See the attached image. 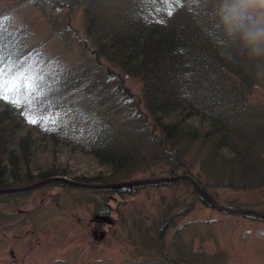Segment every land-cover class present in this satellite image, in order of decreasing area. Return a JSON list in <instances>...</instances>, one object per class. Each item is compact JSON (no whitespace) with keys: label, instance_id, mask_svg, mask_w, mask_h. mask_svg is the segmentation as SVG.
Instances as JSON below:
<instances>
[{"label":"trees","instance_id":"obj_1","mask_svg":"<svg viewBox=\"0 0 264 264\" xmlns=\"http://www.w3.org/2000/svg\"><path fill=\"white\" fill-rule=\"evenodd\" d=\"M31 3L58 40H80L83 58L67 70L41 68L32 80L28 59L36 46L23 25L11 24L9 5L0 8V85L7 95L0 97V188L52 176L121 182L117 177L135 163L146 171L162 163L169 175H193L205 189L226 179L234 188L264 183V102H255V93L264 94V69L224 39L205 0ZM80 9L83 36L72 23ZM121 73L139 80L140 94ZM90 80L91 86L79 85ZM69 154L89 159L97 171H69L59 163ZM51 184L80 187L45 185ZM135 187L84 188L121 193ZM191 194L209 206L194 187ZM173 205L161 212L163 226L172 223L167 213ZM142 236L151 247L145 230ZM155 254L140 264H180L163 247Z\"/></svg>","mask_w":264,"mask_h":264},{"label":"rangeland","instance_id":"obj_2","mask_svg":"<svg viewBox=\"0 0 264 264\" xmlns=\"http://www.w3.org/2000/svg\"><path fill=\"white\" fill-rule=\"evenodd\" d=\"M6 4L11 24L23 25L30 33V43L36 46L28 59L27 76L32 80L41 68L47 71L58 65L67 70L82 60L80 40L63 43L49 33L43 12L31 0H0V8ZM72 23L83 36L81 9L73 14ZM122 75L129 90L140 94L139 80ZM82 84L91 86V80ZM255 102H264V94L255 93ZM59 163L77 175L98 169L77 154L75 158L61 156ZM126 171L117 179L171 176L162 163L147 171L135 163ZM177 182L137 186L121 193L51 184L20 197H0V264H140L154 259L155 249L162 247L173 252L180 264H264V219L209 207L191 194L190 181ZM228 183L226 179L206 190L222 206L264 212V183L250 188H234ZM168 202L174 203L167 213V220L173 218L170 227L162 225L165 218L161 213ZM102 207L111 209L115 223L100 227L106 235L99 238L94 235L99 230H92L96 218L92 216ZM98 218L96 222H101ZM142 230L152 238L151 247L144 245Z\"/></svg>","mask_w":264,"mask_h":264},{"label":"clouds","instance_id":"obj_3","mask_svg":"<svg viewBox=\"0 0 264 264\" xmlns=\"http://www.w3.org/2000/svg\"><path fill=\"white\" fill-rule=\"evenodd\" d=\"M224 39L264 69V0H205Z\"/></svg>","mask_w":264,"mask_h":264},{"label":"water","instance_id":"obj_4","mask_svg":"<svg viewBox=\"0 0 264 264\" xmlns=\"http://www.w3.org/2000/svg\"><path fill=\"white\" fill-rule=\"evenodd\" d=\"M181 179L190 181L192 185L194 186V188L197 190V192L205 200V202L219 211L229 213V214L254 215L256 217L264 219V212H261V211H257V210L249 209V208H238L237 209V208H231V207L220 205L211 196V194L206 189H204V187H202L200 183L192 175H189V174L182 173V174H176V175H171V176H155V177L137 178V179H130L126 181L114 182V183L99 185V186L110 187V188L134 187V186H143V185H149V184L171 183V182L178 181ZM50 181H64L67 183L75 184L73 180H70L66 177L52 176V177H47L45 179H42L38 182H35L32 185H27V186L17 187V188H3V189L0 188V193L26 191V190H30L33 188H38L42 185L47 184ZM103 236H104V233L101 232L99 235V238H103Z\"/></svg>","mask_w":264,"mask_h":264},{"label":"flooded vegetation","instance_id":"obj_5","mask_svg":"<svg viewBox=\"0 0 264 264\" xmlns=\"http://www.w3.org/2000/svg\"><path fill=\"white\" fill-rule=\"evenodd\" d=\"M92 217H96L95 218V222L93 223V227H92V230L94 232V229H97V232L99 230V233L98 234H95L94 235L96 237H99V234H100V231H105V230H100V227H103V226H111V224H114L115 223V219L113 218L112 216V213H111V209H107L105 208L104 210H97V212L92 216ZM98 217H101L102 218V221L101 222H96V221H99L100 218ZM92 220V218H91Z\"/></svg>","mask_w":264,"mask_h":264},{"label":"bare ground","instance_id":"obj_6","mask_svg":"<svg viewBox=\"0 0 264 264\" xmlns=\"http://www.w3.org/2000/svg\"><path fill=\"white\" fill-rule=\"evenodd\" d=\"M62 177H66V176H62ZM66 178H68V177H66ZM68 179H70V180H73V182L75 183V184H73V183H70V184H72V185H74V186H80V187H90V188H110V187H102V186H99V185H105V184H110V183H89V182H85V181H79V180H75V179H71V178H68ZM51 182V181H50ZM49 183V182H48ZM47 183V184H48ZM30 185H32V184H30ZM27 186V185H26ZM43 186V185H42ZM21 187H23V186H21ZM4 188H17V187H4ZM122 188H124V187H122ZM3 189V188H2ZM34 189H36V188H33V189H30V190H34ZM26 191H29V190H26ZM19 192H21V191H19ZM9 193V192H8ZM11 193V192H10ZM231 208H234V207H231ZM238 209V208H237Z\"/></svg>","mask_w":264,"mask_h":264},{"label":"snow or ice","instance_id":"obj_7","mask_svg":"<svg viewBox=\"0 0 264 264\" xmlns=\"http://www.w3.org/2000/svg\"><path fill=\"white\" fill-rule=\"evenodd\" d=\"M3 88H4V86L3 85H0V97H2L4 99H7V95L4 93ZM31 122L36 123L35 120H33Z\"/></svg>","mask_w":264,"mask_h":264}]
</instances>
